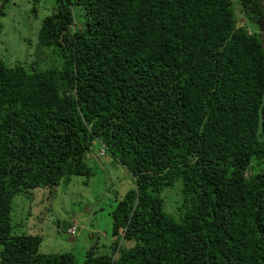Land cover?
Masks as SVG:
<instances>
[{
	"label": "trees",
	"instance_id": "obj_1",
	"mask_svg": "<svg viewBox=\"0 0 264 264\" xmlns=\"http://www.w3.org/2000/svg\"><path fill=\"white\" fill-rule=\"evenodd\" d=\"M237 1L56 0L39 60L0 57V264H77L13 235V204L90 178L96 142L135 187L84 264H264V7Z\"/></svg>",
	"mask_w": 264,
	"mask_h": 264
},
{
	"label": "rangeland",
	"instance_id": "obj_2",
	"mask_svg": "<svg viewBox=\"0 0 264 264\" xmlns=\"http://www.w3.org/2000/svg\"><path fill=\"white\" fill-rule=\"evenodd\" d=\"M56 0H11L1 19L0 57L9 65L34 63L37 33L43 19L51 13ZM238 2L237 0H234ZM264 7V0H260ZM2 0H0V3ZM237 4V3H236ZM36 9L38 13H33ZM236 12L241 25L240 4ZM253 29L255 26L251 23ZM257 29L264 42V20ZM45 67L44 63H39ZM102 144L87 155L93 175L73 176L51 189H35L15 197L12 212L13 235L39 236L44 254H71L77 264H84L91 251L97 255L111 253L112 213L126 194L135 187L132 174L112 155L99 156ZM75 228L74 235L69 229ZM134 245L125 242L130 248ZM2 247L0 246V253ZM1 262V257H0Z\"/></svg>",
	"mask_w": 264,
	"mask_h": 264
},
{
	"label": "built area",
	"instance_id": "obj_3",
	"mask_svg": "<svg viewBox=\"0 0 264 264\" xmlns=\"http://www.w3.org/2000/svg\"><path fill=\"white\" fill-rule=\"evenodd\" d=\"M105 155H106V148H105V146H104V147H102V149L100 150V156H105ZM75 228H76V227L70 229V233H71L72 235H74V233H75Z\"/></svg>",
	"mask_w": 264,
	"mask_h": 264
},
{
	"label": "clouds",
	"instance_id": "obj_4",
	"mask_svg": "<svg viewBox=\"0 0 264 264\" xmlns=\"http://www.w3.org/2000/svg\"><path fill=\"white\" fill-rule=\"evenodd\" d=\"M72 229V228H71ZM69 232H70V229H69ZM71 234V233H70Z\"/></svg>",
	"mask_w": 264,
	"mask_h": 264
}]
</instances>
